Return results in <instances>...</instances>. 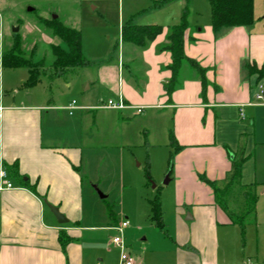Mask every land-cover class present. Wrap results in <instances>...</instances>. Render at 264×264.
Segmentation results:
<instances>
[{
	"label": "crops",
	"instance_id": "crops-1",
	"mask_svg": "<svg viewBox=\"0 0 264 264\" xmlns=\"http://www.w3.org/2000/svg\"><path fill=\"white\" fill-rule=\"evenodd\" d=\"M176 1L178 9L170 16L166 12ZM153 2L151 9L165 13L146 22L133 14L127 22L160 24L163 31L139 46L122 40L120 25L114 75L109 76L107 66L97 80L108 81L105 86L129 105L143 107V125L159 127L167 144L174 145L169 182L157 192L163 227L152 220L150 201L146 206L139 201L124 219L130 222L123 232L128 252L135 264H264V99L257 97L264 77L248 69H264V17L254 7L252 25L214 33L211 13L201 20L191 0L158 7L154 4L160 0ZM186 6L184 49L206 69V90L199 73L185 64L169 95L164 86L172 77L167 33ZM1 28L0 18V172H7L15 188L0 190V264H120V249H110L111 239L106 244L102 236L87 234L98 226L89 222L85 208L86 198L91 205L95 200L99 184L89 167L93 145L87 133L94 118L106 122L99 111L116 109L83 101L76 103L83 108L70 112L66 106L73 100L56 105L33 92L38 83L25 84L28 71L4 66ZM117 111L123 121L135 109ZM240 152L246 158L241 182L230 188L227 206L241 213L243 186L256 187V210L244 218V227L230 219L214 189L228 184ZM49 204L68 221L60 223ZM102 216L109 224L100 227L116 231L113 227L121 222L116 213L110 209ZM62 236L69 238L64 247Z\"/></svg>",
	"mask_w": 264,
	"mask_h": 264
},
{
	"label": "rangeland",
	"instance_id": "rangeland-1",
	"mask_svg": "<svg viewBox=\"0 0 264 264\" xmlns=\"http://www.w3.org/2000/svg\"><path fill=\"white\" fill-rule=\"evenodd\" d=\"M151 2L154 3L153 0H0L3 53L12 52L19 45L20 53L25 58L43 64V68L47 70L40 75V81L33 92L52 99V103L56 105H66L72 100L77 104L87 101L95 105L110 98L116 99L117 93L105 86L108 81L100 84L97 80L108 72L105 69L107 66L109 76L114 75L111 69L115 70L117 65L120 25L127 23L133 14L137 17L136 20L146 22L165 13L151 9L148 6ZM176 2L168 7V15L177 11L178 1ZM191 2L195 3L201 20L210 16L209 0ZM254 7L256 13L263 18V0H256ZM54 15L57 18H53ZM45 20H59L80 30L83 52L91 63L51 78L53 46L59 45L67 50L68 45L52 34ZM14 27H19V31L13 32ZM112 53L114 57H111ZM20 71L27 73L26 68ZM105 111L101 110L99 113L106 122L101 123L93 116L91 126L94 128L88 131L87 136L91 138L93 145L89 167L92 168L94 177H97L95 183H99L98 188L106 198L102 199L99 194L94 193L95 200L91 205L86 198L85 208L89 222L98 226L87 234L102 236L103 242L107 244L117 232L100 227L109 224L102 213L112 209L117 219L122 221L139 201H143L146 206L147 201L167 184L165 180L172 169L170 151L174 149V145L167 144L169 140L160 135L159 127L144 126L143 116L136 110L133 113L130 111V117L123 121H120L119 111L104 113ZM100 114L98 117H101ZM147 167L150 169L151 180L146 176ZM85 181L87 186L92 182L89 176ZM85 194L87 197L88 191ZM110 249L118 252L113 243ZM99 256L96 255L95 258Z\"/></svg>",
	"mask_w": 264,
	"mask_h": 264
},
{
	"label": "trees",
	"instance_id": "trees-1",
	"mask_svg": "<svg viewBox=\"0 0 264 264\" xmlns=\"http://www.w3.org/2000/svg\"><path fill=\"white\" fill-rule=\"evenodd\" d=\"M170 1L172 0H160V2H156L154 6L158 7ZM254 1L255 0H209L214 33L234 26L252 25L256 19L254 14ZM45 24L53 35L61 38L68 45L67 50L61 48L59 45L53 46L54 61L51 67V78L55 76L58 77L67 70L84 67L91 63L83 52L80 30L67 26L59 20H45ZM188 27V8L186 6L179 23L172 25L167 33L166 48H168L172 54V63L169 65L172 77L164 86L169 95H171L175 89L179 72L185 64H189L192 69L199 73L203 83V93L206 90V69L185 53L184 41ZM162 31L163 26L160 24H135L133 22H127L122 27V40L143 46L148 40L154 39ZM2 62L6 67L26 68L29 75L25 84L28 86L36 85L40 81V75L47 70L43 68V64L25 58L23 54L20 53L19 45H17V49H14L12 52H4L2 54ZM248 69L250 73H258L260 77H264L263 68L259 69L256 65H249ZM172 157L173 154L170 156V165L172 164ZM245 159L243 152L237 154L236 158L232 161V170L229 175L228 184L223 188L214 187L215 196L220 206L226 210L233 222L242 225V227H244V218L250 213H254L256 210V203L258 200L256 187L254 185L243 186L245 190V208L241 213L232 212L228 208L227 195L233 185L240 184L242 166ZM171 167L172 165L170 168ZM170 172L171 169L169 173ZM146 176L149 180L152 179L149 167L146 168ZM149 201L151 206V218L158 227L162 228L163 219L159 194H156V196ZM68 241L69 238L65 236L61 237L63 247Z\"/></svg>",
	"mask_w": 264,
	"mask_h": 264
},
{
	"label": "built area",
	"instance_id": "built-area-1",
	"mask_svg": "<svg viewBox=\"0 0 264 264\" xmlns=\"http://www.w3.org/2000/svg\"><path fill=\"white\" fill-rule=\"evenodd\" d=\"M258 99H264V90L262 86H260V91L257 94ZM95 108L99 109H116V110H123L126 108H133L136 110L137 113H141L143 111V107L141 106H132L126 103L125 99L119 95L116 99H109L107 101H102L99 104L94 106ZM70 112L76 108H83L82 106H77L76 101L73 100L71 104L66 106ZM3 107L0 106V116ZM241 115L244 117V113L242 112ZM7 172L2 170L0 172V190L5 189H13L15 188L14 184L11 180L7 178ZM130 225L129 220H122L120 223L115 225L113 228L117 231V234L114 235L111 239V242L120 249V264H135L134 259L131 257L130 253L128 252L126 241L123 235L124 229Z\"/></svg>",
	"mask_w": 264,
	"mask_h": 264
},
{
	"label": "water",
	"instance_id": "water-1",
	"mask_svg": "<svg viewBox=\"0 0 264 264\" xmlns=\"http://www.w3.org/2000/svg\"><path fill=\"white\" fill-rule=\"evenodd\" d=\"M53 18H57L56 15L53 16ZM19 31V27H14L13 28V32H17ZM169 182V173L167 174V178L165 180V183H168ZM96 191L98 192L99 196L101 198H105L106 195L104 193H102V191L98 188L97 185L94 186ZM50 210L54 213V215L56 216L57 220L60 222V223H66L68 221V219L59 211V209L55 206H52V205H48Z\"/></svg>",
	"mask_w": 264,
	"mask_h": 264
}]
</instances>
